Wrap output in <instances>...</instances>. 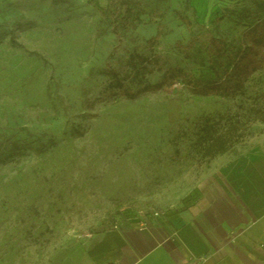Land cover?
Wrapping results in <instances>:
<instances>
[{
	"label": "rangeland",
	"instance_id": "rangeland-1",
	"mask_svg": "<svg viewBox=\"0 0 264 264\" xmlns=\"http://www.w3.org/2000/svg\"><path fill=\"white\" fill-rule=\"evenodd\" d=\"M111 1L0 0V264H83L85 240L176 218L204 179L264 151V68L228 96L194 95L176 75L233 74L264 0H127L119 39L97 7ZM210 35L225 40L221 61ZM222 135L238 141L204 160Z\"/></svg>",
	"mask_w": 264,
	"mask_h": 264
},
{
	"label": "crops",
	"instance_id": "crops-1",
	"mask_svg": "<svg viewBox=\"0 0 264 264\" xmlns=\"http://www.w3.org/2000/svg\"><path fill=\"white\" fill-rule=\"evenodd\" d=\"M246 164L204 179L200 202L176 218L85 240L83 264H264V151Z\"/></svg>",
	"mask_w": 264,
	"mask_h": 264
},
{
	"label": "trees",
	"instance_id": "trees-1",
	"mask_svg": "<svg viewBox=\"0 0 264 264\" xmlns=\"http://www.w3.org/2000/svg\"><path fill=\"white\" fill-rule=\"evenodd\" d=\"M127 0H123L121 7H118L116 0H112L110 7L104 10L97 4V7L102 13H110L113 18L112 32L119 39L121 37L120 28H128L130 22L131 10L129 7L124 9V5L127 4ZM190 27L189 21L185 22ZM160 38V34L149 41V45L153 46ZM244 41L246 43L245 51L240 54L236 60H232L231 67L234 71L233 74L226 72V78L220 79L218 83L210 85H202L199 81L195 80L192 76L185 73L183 70H177V77L182 78L183 84L189 89L194 95L198 96H228L234 94L236 91L241 90L245 84L253 77L257 72L264 68V21H259L252 29L248 30L244 34ZM226 43L223 38H219L210 35L206 42V50L209 58L217 59L221 61L226 56ZM139 59L142 63L147 62L142 56L132 55L130 62H135ZM216 76L219 75V71H215ZM162 84L159 83L153 87L146 86L138 92L126 89L123 85H119L120 94L127 99L133 100L142 93L154 91L161 88ZM238 141L235 136L222 135L212 140L209 146L203 153L202 158L208 162L214 160L216 157L223 155L231 150ZM188 197L185 200L187 206H189Z\"/></svg>",
	"mask_w": 264,
	"mask_h": 264
},
{
	"label": "built area",
	"instance_id": "built-area-1",
	"mask_svg": "<svg viewBox=\"0 0 264 264\" xmlns=\"http://www.w3.org/2000/svg\"><path fill=\"white\" fill-rule=\"evenodd\" d=\"M155 216H156V217H158L159 215H158V214H156ZM88 238H90V236H88Z\"/></svg>",
	"mask_w": 264,
	"mask_h": 264
}]
</instances>
